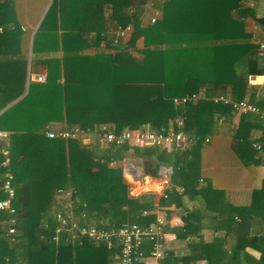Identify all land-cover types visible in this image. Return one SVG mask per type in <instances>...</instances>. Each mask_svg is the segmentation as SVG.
Returning <instances> with one entry per match:
<instances>
[{
	"label": "trees",
	"instance_id": "trees-1",
	"mask_svg": "<svg viewBox=\"0 0 264 264\" xmlns=\"http://www.w3.org/2000/svg\"><path fill=\"white\" fill-rule=\"evenodd\" d=\"M148 6L160 16L144 24ZM262 12L264 0H53L30 59L15 0H0V130L10 132L11 161L0 174L14 176L18 220L16 234L7 236V214L1 216L0 264L115 261L117 246L72 241L68 234L56 239L54 214L69 210L80 223L100 229L152 226L155 216L144 213L157 208L155 196L132 197L122 166L112 165L128 157L142 159L151 178L159 177L162 166L173 167L172 187L161 207L185 197L200 203L182 216L179 238L201 231L206 214L215 213L218 234L211 241L190 242L183 256L169 250L166 259L172 264H264V180L248 206H234L201 180L198 163L203 141L239 116L233 150L245 166L264 164L259 116L237 114L232 104L214 100H247L264 111V94L249 81L264 76V49L247 30V21ZM127 26L130 37L112 45V31ZM39 66L47 67L43 83L30 80ZM193 96L198 99L186 105L174 103ZM179 118L200 142L172 152L45 136L56 124L85 132L177 129ZM260 130L262 136L253 137ZM58 191L70 192V200H59Z\"/></svg>",
	"mask_w": 264,
	"mask_h": 264
},
{
	"label": "built area",
	"instance_id": "built-area-1",
	"mask_svg": "<svg viewBox=\"0 0 264 264\" xmlns=\"http://www.w3.org/2000/svg\"><path fill=\"white\" fill-rule=\"evenodd\" d=\"M159 17V13L152 17L150 23H154ZM132 33V27H118L111 33L112 45H118L121 40H127ZM253 33V39L260 45V50L264 49V37L256 32ZM30 80L38 83L46 81V75H30ZM191 99H198L197 96L192 98L174 99L175 104L186 105ZM215 101H222L232 104L237 114H255L259 116L264 128V111L250 104L247 100L240 102L232 101L229 98H216ZM219 123L223 124L224 119H219ZM177 129L170 126L168 129L160 131L152 130H131L127 129L121 133H114L106 127H102L95 132L83 131L80 128L61 129L49 128L45 132V136L49 139L60 140H78L84 142L89 140L92 135L99 139L107 146L122 147L124 145L140 146V147H156L170 148L173 151L184 150L190 145L200 142L199 137L190 136L184 130V121L179 118L175 120ZM10 140V132L0 130V170L8 169L10 166V153L8 149ZM210 138H206L203 143L208 144ZM256 149H260L258 143L253 145ZM114 163H112L113 165ZM173 170L171 168L161 167L159 175L162 176L165 192L163 198H168L166 190L172 187L171 176ZM180 191H183L182 189ZM59 196H66L65 199L71 197V193L67 191H58ZM16 198V189L14 185V176L11 172L0 174V219L2 214H7V219L3 221L6 225L7 236H14L17 232L16 225V208L14 201ZM57 226L55 228V238L58 239L62 234H68L70 240L87 239L95 245L107 244L108 246H117L120 254L116 262L110 264H145L146 260L153 259L156 262L165 260L168 257L170 249L165 232V221L158 218L152 226H141L138 224H123L119 227H110L108 229H100L93 225H85L80 223L79 218L75 217L72 211L60 210L54 214ZM149 246V254H146L145 248Z\"/></svg>",
	"mask_w": 264,
	"mask_h": 264
},
{
	"label": "crops",
	"instance_id": "crops-1",
	"mask_svg": "<svg viewBox=\"0 0 264 264\" xmlns=\"http://www.w3.org/2000/svg\"><path fill=\"white\" fill-rule=\"evenodd\" d=\"M52 2L53 0H15L16 16L18 22L22 26V29L24 30V47L27 46L28 56L30 59L32 57L34 37ZM157 13H159L160 16V11L156 8L151 6L146 7L143 23H149L151 18L156 16ZM251 23L252 25L253 23L255 24L252 19H249L247 21V30L249 32H252ZM139 46H141V43ZM89 52L92 53L93 50H90ZM39 74L47 75V67L39 66L37 71L35 68L31 75L36 76ZM249 81L251 85L261 87L264 83V76H252ZM26 93L22 97H24ZM22 97L20 99H22ZM20 99H18V101ZM238 124L239 116H236L231 123L221 125L218 133L210 137V142L205 144L199 153V172L201 180H204L205 183L209 182L210 186L214 190L221 192L226 203L234 206H248L251 202L253 191L262 186V182L264 180V164L259 163L256 165L245 166L233 150V136ZM50 128L62 129L63 127L61 124H56ZM144 130H149V128L146 127ZM253 134V137H260L262 136V131H256ZM95 140L96 137L92 135L90 139L84 141L83 144H91ZM168 149L169 152L173 151L170 148ZM143 163L144 161L140 158L128 157L123 160H118L114 164L115 166H122L124 180L128 184H133L134 190L142 189V192H139L136 196H134L133 191H131L130 195L132 197H138L145 194L155 196V204L157 208L153 211L145 212L144 214H153L155 216V222L158 218L164 219V228L171 252L177 257L183 256L190 242L199 241L201 237L206 241H211L214 236L218 234V232L215 231V213L212 212L206 214L204 226L201 231L197 230L194 234H189V237L186 239L178 237L177 230L180 226H182V216H185L188 211L197 210V208L200 207V203L198 200L185 197L179 204L173 203L168 207H161L159 204L161 202L162 194L165 192L162 176L159 175L158 178L146 176L144 173ZM140 167H143V172L140 170ZM162 167L171 168L173 170V167L170 165ZM58 199L61 200L63 198L58 196ZM64 202L66 205L71 204V202ZM145 252L146 254H149V246L145 248ZM117 259L118 258L110 263L116 262ZM172 262V258L159 262H156L153 259H148L145 264H172ZM177 264L181 263L179 262ZM194 264H206V262L197 261V263Z\"/></svg>",
	"mask_w": 264,
	"mask_h": 264
},
{
	"label": "rangeland",
	"instance_id": "rangeland-1",
	"mask_svg": "<svg viewBox=\"0 0 264 264\" xmlns=\"http://www.w3.org/2000/svg\"><path fill=\"white\" fill-rule=\"evenodd\" d=\"M251 4L254 5L255 4V1H253ZM263 13L264 12L258 14V16L262 15ZM251 30H252V32H256V34H259L261 37H264V32L262 31V29L256 23L255 24L253 23V25L251 23ZM113 166H115V164H113ZM128 181H132V180H128ZM129 186H130V192L133 191L134 196L138 195L139 192H142V189L134 190V185L131 184V183H129ZM65 197L66 196H62L61 198H63L64 200H69V199H65ZM68 202H70V201H68ZM65 206L67 207L69 205H66L65 204Z\"/></svg>",
	"mask_w": 264,
	"mask_h": 264
},
{
	"label": "water",
	"instance_id": "water-1",
	"mask_svg": "<svg viewBox=\"0 0 264 264\" xmlns=\"http://www.w3.org/2000/svg\"><path fill=\"white\" fill-rule=\"evenodd\" d=\"M252 20L262 29V31L264 32V13L260 16H252ZM261 93L264 94V83L261 85L260 87ZM18 101V100H17ZM17 101L13 102L11 105H9L7 108H9L10 106H12L14 103H16ZM6 108V109H7ZM5 109V110H6ZM4 111V110H3ZM2 111V112H3ZM1 112V113H2ZM140 170L143 172V167H140Z\"/></svg>",
	"mask_w": 264,
	"mask_h": 264
}]
</instances>
